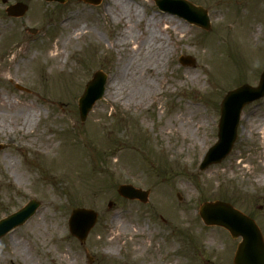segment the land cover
Listing matches in <instances>:
<instances>
[{"label":"rangeland","instance_id":"obj_1","mask_svg":"<svg viewBox=\"0 0 264 264\" xmlns=\"http://www.w3.org/2000/svg\"><path fill=\"white\" fill-rule=\"evenodd\" d=\"M21 1L29 11L11 19L0 0V220L30 200L40 207L0 239V264H233L241 239L205 226L198 210L227 202L264 231V98L243 110L231 154L199 166L226 94L256 87L264 71V0H186L207 11L209 31L155 0ZM153 19L167 46L156 68L157 51L122 42L130 32L146 40ZM98 71L106 94L82 122L78 101ZM148 81L153 93L129 103L127 90ZM28 113L33 126H23ZM121 185L149 201L121 197ZM81 207L99 215L85 244L69 230Z\"/></svg>","mask_w":264,"mask_h":264},{"label":"water","instance_id":"obj_2","mask_svg":"<svg viewBox=\"0 0 264 264\" xmlns=\"http://www.w3.org/2000/svg\"><path fill=\"white\" fill-rule=\"evenodd\" d=\"M65 3L67 0H47ZM98 5L101 0H84ZM161 11L177 15L190 23L196 24L205 30H210V20L207 11L196 7L186 0H155ZM27 6L18 4L11 7L8 13L12 16H23ZM36 33L35 30L31 31ZM183 65L194 63L192 59L181 58ZM107 76L97 72L93 80L87 85L85 94L80 99L79 107L82 121H85L94 104L105 93ZM264 97V72L261 75L257 88L244 85L227 94L221 105V121L219 125V142L207 154L201 169L204 170L211 164L220 163L232 151L237 139V129L243 108ZM119 193L129 199H139L146 203L149 192L135 189L132 186H121ZM39 203L31 201L18 213L0 221V238L11 230L27 222L36 212ZM200 216L206 225H217L226 228L233 238H242L234 258V264H264V238L249 217L235 210L231 205L222 202L205 203L200 207ZM97 221V214L89 210H75L70 220V231L81 243H85L90 230Z\"/></svg>","mask_w":264,"mask_h":264},{"label":"bare ground","instance_id":"obj_3","mask_svg":"<svg viewBox=\"0 0 264 264\" xmlns=\"http://www.w3.org/2000/svg\"><path fill=\"white\" fill-rule=\"evenodd\" d=\"M158 20L153 19L152 21H148V28L146 29L148 32V38L146 40H142L137 37L136 35H134L132 32L127 33V36H125V38L122 40L123 43H135L138 44L137 47H134L133 50L135 49L136 51H144L145 53H152L157 51L155 53V55H152V66H154L155 68L158 67L160 64H162V58L163 55L167 52V46L163 41V37L159 36V34L157 33V24H158ZM127 38V39H126ZM61 57V53H55L53 54L52 58L55 59V61L58 62L59 58ZM198 76V74H197ZM153 84L148 81L147 83L144 84L143 87H141V89H130L127 90V101L129 103L133 102V103H142L143 102V98H144V93L145 92H149L150 94H152V90H153ZM128 86V84H127ZM123 89L121 83H120V79H116L115 82L111 85V94L116 98L118 96V94L121 92V90ZM149 94V95H150ZM264 119V118H263ZM34 120V116L32 113H28L26 114V116L24 117V122H23V126H33L35 125L36 122L33 121ZM2 125V124H0ZM258 133L260 135V137L262 138V142L264 145V120L262 122V124L259 126L258 128ZM53 144L52 141L48 142V147L52 148Z\"/></svg>","mask_w":264,"mask_h":264},{"label":"flooded vegetation","instance_id":"obj_4","mask_svg":"<svg viewBox=\"0 0 264 264\" xmlns=\"http://www.w3.org/2000/svg\"><path fill=\"white\" fill-rule=\"evenodd\" d=\"M18 2H21V0H14V1L6 0V3L5 2H3V3H4V5H6V8H7V7H9V6H11V5L15 4V3H18ZM11 19H14V18H11Z\"/></svg>","mask_w":264,"mask_h":264}]
</instances>
